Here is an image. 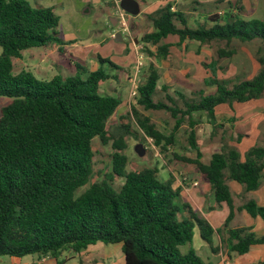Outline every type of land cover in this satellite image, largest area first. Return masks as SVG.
Instances as JSON below:
<instances>
[{
  "label": "trees",
  "instance_id": "obj_1",
  "mask_svg": "<svg viewBox=\"0 0 264 264\" xmlns=\"http://www.w3.org/2000/svg\"><path fill=\"white\" fill-rule=\"evenodd\" d=\"M228 5L226 12L208 16L211 23L206 27H192L183 11L172 10L170 3L162 5L148 14L153 29L139 41L147 52L148 45H155L157 56L168 53L169 44L161 42L169 35L200 43L259 39L264 44V21L239 15L243 8L237 3ZM57 26L58 17L51 7L29 0H0V99H8L0 108V256L49 255L62 264L63 251L79 253L102 242L121 244L124 264H213L193 249L182 253L180 247L191 241L197 228L214 249L211 237L215 230L196 215L181 197L180 188H173L170 179L158 178L157 167L126 170L123 136L113 140L116 151L112 154V173L123 178L120 187L95 181L76 194L92 174V141L98 137L103 144L108 142L107 121L120 100L99 93L100 83L109 78L101 66L84 77L76 73L42 79L29 70L12 72V58L21 57L24 50L64 43L57 36ZM257 59L261 68L250 79L231 82L210 75L206 82L214 86L213 91L200 92L197 99L184 98L183 107L170 96V105L154 100L159 74L149 63L142 71L144 81L137 85L136 102L146 110H168L175 118L179 114L177 123L185 116L192 119L195 113H203L214 125L220 105L249 103L264 94L263 46ZM132 110L138 125L155 143L174 142V132L164 136L148 117L139 115L135 107ZM190 123L188 141L196 149L195 123ZM123 127L127 132L129 126ZM181 159L204 177L215 202L228 206L224 227L234 212L226 180L241 184L245 192L254 191L264 172L262 146L250 147L243 160L233 146L213 153L208 162L201 160L199 151L194 158ZM237 209L264 219V206L254 199ZM179 210H187L188 215L178 219ZM227 234L230 250L238 254L264 244V235L257 236L251 227L227 228Z\"/></svg>",
  "mask_w": 264,
  "mask_h": 264
},
{
  "label": "rangeland",
  "instance_id": "obj_2",
  "mask_svg": "<svg viewBox=\"0 0 264 264\" xmlns=\"http://www.w3.org/2000/svg\"><path fill=\"white\" fill-rule=\"evenodd\" d=\"M36 1L52 8L58 17L57 36L64 43L24 50L21 57L12 58V72L16 74L21 70H29L36 77L45 79H50L56 74L66 77L78 73L84 77L87 71H93L101 66L109 74V78L100 83L99 93L111 95L120 100L119 106L107 121L106 129L110 136L108 142L103 144L98 137L92 141L94 152L92 174L89 183L78 189L76 194L82 193L90 183L95 181L104 180L116 189L120 187L123 178L112 173V154L116 151L113 148V140L121 135L125 143L122 153L127 157V171L157 167L158 178L162 181L170 179L173 188H180L181 197L191 204L197 216L204 218L203 214L206 215L210 207H213L212 210L215 213L212 215V221H214V216H223L225 219L229 213L228 206L225 203L219 206L215 202L204 177L193 164L181 158H194L199 151L201 160L208 162L213 153L223 148L234 147L237 141L235 147L240 151L243 160L244 154L250 147L256 145L264 147V94L254 103H235L231 107L229 105L219 106L217 110L220 111L216 115L214 125L208 123L203 113H195L192 119L185 116L180 123H177L179 114L175 118L168 110H146L138 105L137 95H133L131 90V79L134 77L133 67L138 53H141L138 45L144 46L139 41L140 38L144 33L153 29L148 14L141 13L140 10L147 5V12H151L160 4L170 3L175 9H180L185 13L190 26L206 27L211 23L207 19L208 16L218 11L226 12L229 2L242 6L243 9L237 12L239 15L264 21V0H138L141 7L140 13L138 15L127 14L126 17L130 28L129 34L124 33L118 24H113L111 19L116 18L112 4L104 0ZM132 23L136 25L135 29H131ZM112 34H119L121 40L111 37ZM168 41L174 43L175 46L171 47L165 56H157L156 48L151 44L148 45L149 52L142 49L145 53L143 54L145 70L149 63H152L159 73L154 100H160L168 105H170L168 96L177 105L183 107L184 98L197 99L200 92H212L214 86L206 82L209 80L203 70H212V76L221 79L218 73L222 78L236 82L239 79H250L261 68L257 54L259 47H264V44L259 39L245 42L238 39L230 42L216 40L210 43L185 40L177 44V39L171 36ZM59 47L62 48L61 52ZM99 59H103L104 62H99ZM144 72H139L137 85L144 81L146 76ZM7 102L6 98L0 99V108ZM132 107L136 108L139 115L148 117L164 136H169L174 132V142L170 145H165L164 140L159 144L155 143L138 125ZM193 121L196 149L192 148L188 141L189 131L192 128L190 122ZM124 125L129 126L127 132L124 130ZM110 175H113L112 178ZM226 182L233 198V215H236L229 222L228 227L253 226L252 231L257 232L261 229V222L264 221L256 218L257 223L255 224L253 217L245 211L238 210L237 207L249 199H254L259 205L264 206V172L260 186L254 191L245 192L241 184L232 180H226ZM176 199L180 204L181 201ZM184 215H188L187 210H179L177 213L178 219L183 218ZM222 225L217 228L219 231L215 239L217 240L220 236L222 246L226 248L228 246L225 238L227 231ZM215 239L211 237L212 246H214ZM107 246L112 248V259H120L123 262L120 245L107 244ZM189 249H193L205 262L215 263L213 259H207L211 257V246L200 237L197 228L194 230L191 241L180 247L182 253H186ZM69 251L74 257L68 264H77L78 252L72 249L63 251L59 260L68 259L63 255ZM82 251L79 252L82 257L89 253L91 260L94 257L98 264L104 261L101 255L104 252L102 247L90 245ZM47 257L51 256L26 255L21 257L22 261L19 264H42L43 260L42 262L39 260ZM15 260L18 258L0 256V264H12Z\"/></svg>",
  "mask_w": 264,
  "mask_h": 264
},
{
  "label": "crops",
  "instance_id": "obj_3",
  "mask_svg": "<svg viewBox=\"0 0 264 264\" xmlns=\"http://www.w3.org/2000/svg\"><path fill=\"white\" fill-rule=\"evenodd\" d=\"M29 1H31L34 4L37 3L39 5H42L40 2H38L36 0H29ZM138 4H139V10H140L141 7H140V2L139 1H138ZM162 5L163 4L158 5V8L160 6H162ZM146 7H147V5L144 7V9L142 8L143 10L141 9L142 11L140 10V12L141 13L150 14V13H153L156 10L155 9V10H153L151 12H147ZM172 9L173 10H180V9H175L173 6H172ZM193 9L195 10V8H193ZM140 15H139V17H140ZM111 20L114 21V19H111ZM130 27H131V29H135L136 25L132 23ZM129 33H130V31H129ZM171 36H173V37H175L177 39V41H178L177 44L185 41V40L184 41L179 40V38L177 36H175V35H169L168 37H166L165 39H163L162 42H161L163 44L164 43L165 44H169V51H170V48L171 47L175 46L174 43H171V42L168 41V38L171 37ZM153 46L156 48L155 51L157 52V47L155 45H153ZM138 47L143 49V46L138 45ZM169 51H168V53H169ZM142 52L145 55L144 51H142ZM144 60H145V56H144ZM144 60H143V62H144ZM143 69H144V66L142 67L140 73L143 71ZM211 71L212 70H203V73H205L204 74L205 76L209 77L211 75ZM217 75H218V77L222 78L221 75H219L218 73H217ZM42 79H45V78H42ZM256 101H258V100H256ZM256 101L249 102V103H254ZM224 105H226V104H223V105H220V106H224ZM219 111L220 110H216V115L218 114ZM239 111H242V110H239ZM235 112H237V111H235ZM250 124H252V122ZM235 143H234V147H235ZM256 146H261V145H256ZM240 211H243V210H240ZM240 211L238 212V214L240 213ZM214 213H215L214 210L209 209L208 213L206 215L203 214V216H204V219L206 218V220L209 222V224L215 230L214 233H213V235H212L214 237V239H215L216 238V233L219 231V229H217V228L220 227L222 224L224 225V221H225L226 218L224 219L223 216L222 217L214 216L213 217V220L214 221H212V215H214ZM235 216L233 215V217H232L231 220H233ZM253 218L255 219L254 221H255V224H256L257 223L256 222V218H259V217H253ZM261 220L264 221V219H262V218H261ZM242 227H244V226H242ZM227 228H229V227H226V231H227ZM251 228H253V226H251ZM255 234L257 236L264 235V222H261V229L257 230V232H255ZM227 236H228V234H227ZM227 236L225 237L226 238V241H227ZM213 243H214L213 244L214 245L213 246L214 249H210L211 257H208L207 259L208 260L213 259L214 262H215L214 264H263V262H264V244H254V245H252L249 248V250L247 252H245L243 254H238L237 252L230 250L228 243H227L228 246L226 248H223L222 241H221L220 236H218L217 240L215 239V241H213ZM94 245L95 246L97 245V247L99 246V247H102V249H104V252L101 254V255H103V260H104L103 262L104 263L101 262L100 264H120V263L124 264V257H123V262L120 259H116V260L115 259H112V257H111L112 248H110L109 246H107V244H94ZM119 245L121 247V244H119ZM88 254L89 253H86L82 257V254H79L78 253L77 254V257H78V263L77 264H91V263L92 264H98V261L94 257L91 260L90 256H88ZM63 256L64 257L67 256L68 259H65V262H63L62 264H64V263L65 264H68V262L70 261V259L74 257V255L70 251L68 253L64 254ZM85 256L87 257L86 260H85ZM14 258H16V257H14ZM100 259H102V258H100ZM42 260H43V262H42ZM21 261H22L21 258H18V260H15L12 264H19ZM39 262H42V264H57L56 263V260L53 257L52 258L51 257L42 258L41 261L39 260ZM206 262H208V261H206Z\"/></svg>",
  "mask_w": 264,
  "mask_h": 264
},
{
  "label": "built area",
  "instance_id": "obj_4",
  "mask_svg": "<svg viewBox=\"0 0 264 264\" xmlns=\"http://www.w3.org/2000/svg\"><path fill=\"white\" fill-rule=\"evenodd\" d=\"M108 3H111L112 4V8L114 10V14H115V24H118L122 31L126 34H129V25L127 24V14H129L128 12H126L121 6H120V2L121 0H104ZM117 34H112L111 37H116ZM140 52L141 53H138L137 55V60H136V63L134 64V67H133V75L134 77L131 79L132 81V94L133 95H136V91H137V78H138V74L139 72L141 71L142 67H143V60H144V56H143V52H142V48H140Z\"/></svg>",
  "mask_w": 264,
  "mask_h": 264
},
{
  "label": "water",
  "instance_id": "obj_5",
  "mask_svg": "<svg viewBox=\"0 0 264 264\" xmlns=\"http://www.w3.org/2000/svg\"><path fill=\"white\" fill-rule=\"evenodd\" d=\"M120 6L130 15H137L139 13V4L137 0H121ZM115 24L114 21H112ZM121 36L117 34L116 39L121 40Z\"/></svg>",
  "mask_w": 264,
  "mask_h": 264
}]
</instances>
